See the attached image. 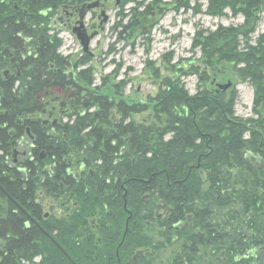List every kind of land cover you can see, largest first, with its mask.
<instances>
[{
    "label": "trees",
    "instance_id": "trees-1",
    "mask_svg": "<svg viewBox=\"0 0 264 264\" xmlns=\"http://www.w3.org/2000/svg\"><path fill=\"white\" fill-rule=\"evenodd\" d=\"M7 1L12 2L0 1L4 14L0 18V198L8 197L3 211L0 206V264H18L37 254L59 255L48 235L71 254L69 247L84 236L83 226H90L97 215L102 217L100 226H123L124 205L132 214L130 226L139 194L151 189L154 206L172 209L157 223L159 249L170 240L171 226L190 213L194 227L186 232L177 229L174 254L186 258L204 248L215 250L216 216L221 214L225 254L233 257L254 248L253 258L237 264H264V34L249 44L246 31L218 26L194 39L207 53L212 48L224 65L236 66L238 77L250 82L258 120L235 118L233 98L226 102L229 105L223 104V90L204 88L193 101L179 83L165 81V90L153 105L158 125L157 121L136 125L126 120L130 113L144 109L143 102L124 97L123 84L94 87L90 69L65 73L69 62L58 52L60 42L46 39V29L37 27L38 19L37 26L27 25L22 11L16 13ZM159 1L152 0L148 11ZM208 1L212 14L221 15L228 8L247 23L262 4L260 0ZM19 32L31 38L23 39ZM86 60L81 59V65ZM5 68L13 73L3 78ZM79 79H85L86 85ZM67 87L78 98L65 115L72 123L66 121L52 131L37 115L46 109L51 95L62 94ZM129 101L135 105H127L133 103ZM115 109L121 113L119 122L112 117ZM26 128L33 137L27 142V155L12 165V154L23 145ZM248 128L255 130L245 138ZM80 164L85 172L76 180L68 170ZM151 174L154 185L137 180ZM37 189L45 197L73 199L77 206L67 217L50 216L41 222L34 201ZM25 211L37 224L31 221L25 227Z\"/></svg>",
    "mask_w": 264,
    "mask_h": 264
},
{
    "label": "rangeland",
    "instance_id": "rangeland-1",
    "mask_svg": "<svg viewBox=\"0 0 264 264\" xmlns=\"http://www.w3.org/2000/svg\"><path fill=\"white\" fill-rule=\"evenodd\" d=\"M151 1L123 0L117 6L113 0H109L106 3L108 22L90 42L91 57L86 56V62L77 69V72L90 69V76L93 79L91 85L94 87L103 83L123 84L121 91L124 97L143 102L141 107L144 109L140 113H130L126 123L129 120L136 125L153 124L157 121L153 105L157 103L156 97L165 90V81L179 83L186 91L187 98H192L193 101L202 96L204 88L211 92L223 90V104L229 105L226 102L233 98L231 108L235 118L243 122L248 119L258 120L259 116L254 114L252 108L253 87L250 82L238 77L234 71L237 70L236 66L224 65L212 48H208L207 53L194 43V39L199 40L200 34L213 31L218 26H231L238 31H246L248 43L254 44L255 39L264 34V0H260L262 4L248 23L243 15L233 14L228 8L224 9L221 15L212 14L209 10L211 3L208 0H179L182 6H179L178 0H160L148 11V4ZM139 12L147 15L140 16ZM58 52L68 59L67 70H70V64L80 57L81 45L78 40L67 38L66 41L60 42ZM8 70L13 73V69ZM79 81L86 85L85 79ZM228 82L231 83L228 88L218 87ZM52 97L53 95L48 99L46 112L37 115L43 125H53V118L60 121V114L57 112L58 102L52 101ZM127 105L133 106L135 103ZM67 107L65 114L72 111L69 105ZM93 110L92 107L88 112ZM261 110V117L264 118V107H261ZM53 111L55 117L49 118L48 112ZM112 117H116V121L119 122L121 113L115 109ZM62 119H64L62 122L68 121L66 116ZM68 123L71 124L72 119ZM254 130L246 129L244 137L248 136V131ZM168 137L169 135H165L164 138ZM15 149L20 152L28 150L27 146H18ZM39 191L42 190L37 189L35 195ZM5 202L7 203L5 198H0L1 211L5 208ZM43 202L44 200L40 204L43 205ZM52 202L56 207L59 205L54 200ZM68 208L69 204L64 205L65 210ZM159 212L163 213L161 208ZM174 249L170 242L161 247L159 264H164Z\"/></svg>",
    "mask_w": 264,
    "mask_h": 264
},
{
    "label": "flooded vegetation",
    "instance_id": "flooded-vegetation-1",
    "mask_svg": "<svg viewBox=\"0 0 264 264\" xmlns=\"http://www.w3.org/2000/svg\"><path fill=\"white\" fill-rule=\"evenodd\" d=\"M108 1L109 0H12V2L7 1V5L10 4L12 10L16 11V13L22 11L23 15L26 17L27 25L34 23L32 27L35 26V22L38 19V26H36L44 29V31L46 29L48 36L45 35V37L47 40L63 42L66 41L67 38L77 40V36L80 34L85 36L92 32H96L94 36L96 37L99 34V30L104 29V25L109 19L107 14L108 7L106 4ZM113 1L119 6L123 0ZM88 4L91 5L89 9L87 7ZM2 15L4 14L0 13V18ZM13 15L14 14H11L10 17L13 18ZM104 15L107 17L106 21L102 20ZM18 35L23 39L31 38L30 34L24 35L19 32ZM77 71L78 70L65 69V73H71L73 75H75ZM74 81H77V78H74ZM58 97L60 100L66 99L69 103L75 102L78 99L75 90L70 87H67ZM53 113L54 111L48 112L47 116L49 118L52 116L55 117ZM65 115V113L60 114V121L52 117L53 120H56V122H53V125H51L52 131H54L55 127H61L62 121L64 120L62 118ZM22 146L27 145L24 144ZM26 155L27 153L16 154V157L12 161L13 164H18L19 159ZM81 166L83 165L81 164ZM74 170H76L75 166L73 167V171ZM71 171L72 169H69L68 173L72 174ZM77 171L79 175H82V173L85 172V168H80L79 165ZM89 173L92 175V171ZM73 177H76L77 180L79 179L74 174ZM203 178L205 180L207 176L203 175ZM137 180H139L141 184L142 181L147 183L151 181V184L154 185L153 174L147 178H138ZM204 187H207L205 182ZM139 195V208L136 210L135 218L130 226H128V221L132 218V214L126 207L124 211L127 217L124 219L123 226H111L109 223L106 224L107 226H100L102 217L97 215L92 219L94 221L93 224H90V226H83L85 229L84 236L74 240V245L69 247V250L73 253L68 254L53 237L48 235L49 240L60 252L59 255L37 254L30 259H19L20 263L18 264H159L157 223L163 216L170 213L172 209L164 206L161 208L163 213L160 214V209L156 205L154 206V189L140 193ZM43 200L44 202L42 205L40 203ZM53 200L59 204L57 207L53 204ZM35 203L39 206L38 218L41 222H44L50 216L67 217L70 211L77 206V203L73 199L64 201L60 197H45L42 193H39V196L35 199ZM66 204L70 205V208L67 210L64 209V205ZM75 204L76 206H74ZM141 204H144V206ZM18 209L24 212L22 208L19 207ZM25 214L28 219L25 222V227H29L31 221L37 224V221L33 217L31 218L26 211ZM191 218L192 215L188 213L184 221H179L177 224L171 226V230L169 231L171 238L165 241L166 245L170 242V244L175 247L177 229L182 228L185 229L184 232H186L194 227L192 226ZM36 227L40 226L37 225ZM202 227H206L207 230L212 228V226ZM215 228V237L217 238L215 239V250L204 248L201 254L186 256V258L183 255H175L174 252L176 250H173L165 261L163 259L164 264H227L229 260L230 264H237L240 260L253 258L255 252L254 248L239 252L233 257H229V255L225 254V251L222 249L223 230L225 226H222L221 214H219L218 217L216 216ZM111 245H113L112 248L110 247ZM2 257L3 256H0V260ZM250 264H254V262L250 261Z\"/></svg>",
    "mask_w": 264,
    "mask_h": 264
},
{
    "label": "water",
    "instance_id": "water-1",
    "mask_svg": "<svg viewBox=\"0 0 264 264\" xmlns=\"http://www.w3.org/2000/svg\"><path fill=\"white\" fill-rule=\"evenodd\" d=\"M87 7L90 8L91 5H87ZM106 18H107V17L104 15V16H103V21H106ZM95 35H96V32L90 34L89 36H84L83 34H80V35L78 36V39H79V42H80V45H81V47H82V51H83L84 54H85V53H89V55H91V53H90L89 50H88V48H89V42H90V39H92ZM77 66H78V64L75 63V64L73 65V68H76ZM2 75H3L4 78H6V76L8 75V71H7V70H4V71L2 72ZM230 85H231V83L228 82V83H226V84H224V85H218V87H219L220 89H226V88H228ZM57 99H58V97L53 98L54 101H56ZM66 105H67V102H66V101H64V100L59 101L60 111H62V109L65 108ZM53 122H55V121H53ZM26 134H27V136H28V138H29L30 140L33 138L32 135L29 134V132H28V128H26ZM42 157H44L43 154H42ZM74 175H77V173H75ZM75 205H76V204H75Z\"/></svg>",
    "mask_w": 264,
    "mask_h": 264
},
{
    "label": "bare ground",
    "instance_id": "bare-ground-1",
    "mask_svg": "<svg viewBox=\"0 0 264 264\" xmlns=\"http://www.w3.org/2000/svg\"><path fill=\"white\" fill-rule=\"evenodd\" d=\"M41 191H39L38 193H37V195H35L36 197H35V199L37 198V196H38V194L40 193ZM35 199H34V201H35Z\"/></svg>",
    "mask_w": 264,
    "mask_h": 264
}]
</instances>
